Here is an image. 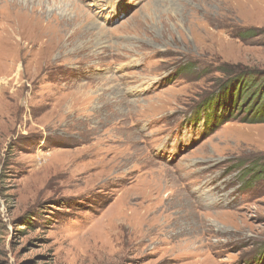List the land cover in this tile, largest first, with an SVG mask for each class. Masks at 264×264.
Instances as JSON below:
<instances>
[{
    "label": "rangeland",
    "instance_id": "obj_1",
    "mask_svg": "<svg viewBox=\"0 0 264 264\" xmlns=\"http://www.w3.org/2000/svg\"><path fill=\"white\" fill-rule=\"evenodd\" d=\"M244 69L264 0H0V264H264Z\"/></svg>",
    "mask_w": 264,
    "mask_h": 264
},
{
    "label": "trees",
    "instance_id": "obj_2",
    "mask_svg": "<svg viewBox=\"0 0 264 264\" xmlns=\"http://www.w3.org/2000/svg\"><path fill=\"white\" fill-rule=\"evenodd\" d=\"M229 84L205 99L200 105L211 109L204 125L215 131L228 121L264 123V72L256 69L242 70L228 79ZM246 176L264 180V159L251 162L244 168Z\"/></svg>",
    "mask_w": 264,
    "mask_h": 264
},
{
    "label": "bare ground",
    "instance_id": "obj_3",
    "mask_svg": "<svg viewBox=\"0 0 264 264\" xmlns=\"http://www.w3.org/2000/svg\"><path fill=\"white\" fill-rule=\"evenodd\" d=\"M184 206V205H183ZM184 208H185V206H184ZM182 216L184 217V218H186L187 217V215H186V213L184 212V211H182ZM188 220V219H187ZM189 226H192L193 224H192V222L191 221H193V218H190L189 220ZM185 223V222H184ZM187 224V223H186Z\"/></svg>",
    "mask_w": 264,
    "mask_h": 264
}]
</instances>
